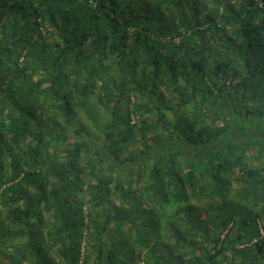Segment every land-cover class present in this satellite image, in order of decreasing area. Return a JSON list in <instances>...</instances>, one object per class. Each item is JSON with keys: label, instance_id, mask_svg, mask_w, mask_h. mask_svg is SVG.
I'll list each match as a JSON object with an SVG mask.
<instances>
[{"label": "trees", "instance_id": "trees-1", "mask_svg": "<svg viewBox=\"0 0 264 264\" xmlns=\"http://www.w3.org/2000/svg\"><path fill=\"white\" fill-rule=\"evenodd\" d=\"M0 264H264V0H0Z\"/></svg>", "mask_w": 264, "mask_h": 264}, {"label": "rangeland", "instance_id": "rangeland-1", "mask_svg": "<svg viewBox=\"0 0 264 264\" xmlns=\"http://www.w3.org/2000/svg\"><path fill=\"white\" fill-rule=\"evenodd\" d=\"M100 97L99 93H90L87 98V105L86 109L88 110V115H84L83 118L86 117H92L94 120H97L98 125L94 132L89 133H95L101 135L103 132V129H105L106 122V114H102L99 112L98 108V98ZM98 130V131H97Z\"/></svg>", "mask_w": 264, "mask_h": 264}]
</instances>
